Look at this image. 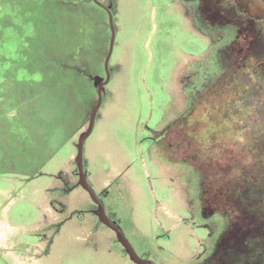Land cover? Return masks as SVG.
I'll return each mask as SVG.
<instances>
[{"label": "rangeland", "instance_id": "374dc122", "mask_svg": "<svg viewBox=\"0 0 264 264\" xmlns=\"http://www.w3.org/2000/svg\"><path fill=\"white\" fill-rule=\"evenodd\" d=\"M72 1L65 10L80 7L96 30L84 73L54 26H20L35 5L0 0V264H135L78 185L76 145L97 101L93 77L105 76L110 23L91 0ZM100 1L116 40L84 146L89 183L140 256L222 264L229 228L244 225L238 186L264 158L257 58L245 59L249 72L242 57L235 64L194 0Z\"/></svg>", "mask_w": 264, "mask_h": 264}, {"label": "flooded vegetation", "instance_id": "af4514ba", "mask_svg": "<svg viewBox=\"0 0 264 264\" xmlns=\"http://www.w3.org/2000/svg\"><path fill=\"white\" fill-rule=\"evenodd\" d=\"M194 1L201 16L208 21V26L211 29L217 27L218 34L213 42H220L228 53L236 56L235 64L242 57V64L247 65V70L249 65L245 59L252 56L257 58L258 62L250 73L256 77L258 93L263 94L264 100V0ZM262 159L257 172L247 171L244 182L238 186H241V191L236 196L245 204L244 225L241 228H229L228 245L224 243L223 246L225 253H229V258L222 261V264H264V213L259 216L260 212L257 211L258 208H264V158Z\"/></svg>", "mask_w": 264, "mask_h": 264}, {"label": "trees", "instance_id": "16d2710c", "mask_svg": "<svg viewBox=\"0 0 264 264\" xmlns=\"http://www.w3.org/2000/svg\"><path fill=\"white\" fill-rule=\"evenodd\" d=\"M26 1L28 2V5L26 4V6L25 5L24 6L30 7L35 5L34 8H36V11L22 10V12H19V21L21 22L20 26H29L33 24L36 26H40V24L41 26H54L52 30L55 32L54 35L58 37L57 43L59 41L62 45L70 46V48L68 49L72 54L73 65H74L73 69L76 70L78 73L86 72L85 70L87 65H85V63L83 62V59H85L84 52L86 49H89L88 47L90 46V43H92L96 37V35H94L96 31L95 26H91V24L88 22L87 15L81 10L80 7L75 5H72L71 9L65 10L64 3L72 4L73 2L74 4V1L72 0H26ZM49 1L53 4L51 5ZM77 2L80 4L83 3V1L81 0ZM91 2L95 4L93 0H91ZM101 9L104 11V13H106V16H108L107 12L103 8ZM108 28L109 26H103V30L105 32L106 29V32L104 33V35L101 34L102 37L100 40V48L103 47V52L104 50L106 51L107 46L109 45L108 38L110 37V30ZM93 59H96V55H94ZM62 65L63 63H61L57 59L56 66L55 65L53 66L50 65V66L52 67L53 70L58 72V70L63 68ZM39 74L37 76H39L40 79L41 77L44 78L47 77L48 73H39ZM35 75L36 74H34V76ZM23 95H24L23 101L29 99L27 98L25 93ZM22 103H23L22 99L21 100L19 99L18 106L19 104L21 105Z\"/></svg>", "mask_w": 264, "mask_h": 264}, {"label": "water", "instance_id": "95a60500", "mask_svg": "<svg viewBox=\"0 0 264 264\" xmlns=\"http://www.w3.org/2000/svg\"><path fill=\"white\" fill-rule=\"evenodd\" d=\"M93 1L95 2V4L103 8L108 14L110 30H111V39H110L108 52L104 61L105 76L95 75L93 77L94 86L97 89V101L94 107L92 108L88 127L85 131H83L80 134L76 145L77 154L75 157V162H76V171L78 175V185L83 187L90 194L92 200L96 204L94 213L96 214V216L98 217L101 223H103L104 225H106L112 231L115 232L118 242L123 246L130 260L135 264H157L152 259L144 258L140 256L134 245L127 237L123 227L117 221L112 220L109 217L104 200L95 192V190L92 188V186L89 183L87 171L84 164V146L87 139L90 137V135L93 132L96 117L103 102L105 87L111 80L110 61L114 52V45L116 40V30L114 26V15L112 12V6L102 3L100 0H93Z\"/></svg>", "mask_w": 264, "mask_h": 264}]
</instances>
